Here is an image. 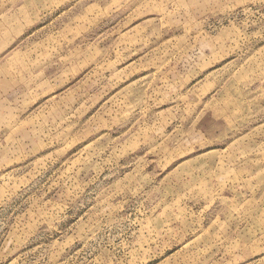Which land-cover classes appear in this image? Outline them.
I'll return each mask as SVG.
<instances>
[{
	"label": "rangeland",
	"instance_id": "374dc122",
	"mask_svg": "<svg viewBox=\"0 0 264 264\" xmlns=\"http://www.w3.org/2000/svg\"><path fill=\"white\" fill-rule=\"evenodd\" d=\"M0 264H264V0H0Z\"/></svg>",
	"mask_w": 264,
	"mask_h": 264
}]
</instances>
